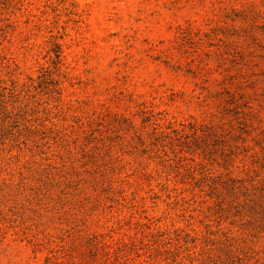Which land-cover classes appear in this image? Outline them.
Masks as SVG:
<instances>
[{
    "label": "rangeland",
    "instance_id": "374dc122",
    "mask_svg": "<svg viewBox=\"0 0 264 264\" xmlns=\"http://www.w3.org/2000/svg\"><path fill=\"white\" fill-rule=\"evenodd\" d=\"M0 264H264V0H0Z\"/></svg>",
    "mask_w": 264,
    "mask_h": 264
}]
</instances>
